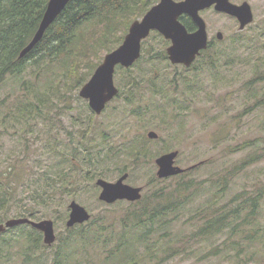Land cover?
I'll return each instance as SVG.
<instances>
[{"label":"trees","instance_id":"trees-1","mask_svg":"<svg viewBox=\"0 0 264 264\" xmlns=\"http://www.w3.org/2000/svg\"><path fill=\"white\" fill-rule=\"evenodd\" d=\"M157 1L71 0L34 49L20 57L36 33L49 0H0V89L14 80L24 91L12 109L17 113L16 120L22 123L17 133L24 150L26 146L30 149L32 121L51 117L57 98L64 96L65 91L78 90L102 61L97 50L106 48L110 42L112 45L106 52L117 47L131 21ZM148 38L143 41L142 54L136 63L130 68L118 66L117 72L120 69L131 75L130 71L144 60ZM159 51L155 48L149 51L151 58H147V64L169 60ZM177 74L178 80L188 79L184 72ZM134 85H138L137 78L127 76L123 89L127 108L116 114V121L103 130H95L94 117L89 120L94 114L85 110L84 118L74 121V125L84 124L82 129L70 131L69 138L54 135L53 124L46 131L48 137L44 138V133L34 136L44 142V152L49 155L37 162L40 168L35 173L11 168L17 172L14 178L0 174V222L9 217L8 207L14 204L15 185L20 179L32 203L24 216L33 219L50 216L65 222L69 200L80 195L96 176L103 177L115 170L132 175L144 161L154 159L155 154L144 153L142 146L150 150L156 140H137L138 134L126 132L129 118L139 119L144 127L161 126L165 130L176 123L175 114L186 104L172 88L158 90L150 84L153 87L150 99L148 93L135 90ZM192 88L193 85L185 83L183 91L189 94ZM144 118L148 124L142 121ZM118 125L121 142L108 145L109 135H116ZM86 136H95L96 141L87 142L80 149L76 144ZM261 158L264 152L204 180L188 177L195 168L164 179L153 175L140 200L113 204L100 201V212L92 214L86 223L71 228L65 225L51 246L44 243L43 233L29 224L9 228L0 237V264H166L187 255L197 258V242L217 239L228 229L239 226V220H248L257 212L264 189L251 194L243 190L228 202L223 201L234 178ZM132 163L136 168L130 167ZM195 198L203 199V204L193 206ZM189 208H193L192 212L184 213Z\"/></svg>","mask_w":264,"mask_h":264},{"label":"rangeland","instance_id":"rangeland-1","mask_svg":"<svg viewBox=\"0 0 264 264\" xmlns=\"http://www.w3.org/2000/svg\"><path fill=\"white\" fill-rule=\"evenodd\" d=\"M250 2L254 6L256 16L250 27L240 33L236 32L238 26L235 25L233 19L232 21L219 14L215 9L203 10V14L201 12L213 32L221 29L227 36L232 38L239 35V38L223 41L217 47L220 55L213 54L209 58L199 57L192 66L197 67V70L192 67V69H184L181 65L172 64L170 60L166 63L161 60L147 64V58H151L149 51L153 48L167 55V41L163 34L158 33L148 38L149 43L147 52L145 45L144 60L130 71L131 75L124 70L116 71L115 81L122 94L114 98L101 114H96L89 106V101L80 96L81 87L76 91H65L64 96L57 98L58 103L54 106L51 117L32 121L34 131L28 136L30 149L26 146L24 150L23 142L17 133V128L22 123L16 120L17 113L12 110L16 106L18 97L24 94V91L18 82L11 80L0 89V151L3 159L2 163L0 162V166L2 165L0 174L14 178L17 172L12 171L11 168H18L22 173L25 170L30 173L37 172L40 168L37 162L44 161L49 154L44 152V142L41 139H34V136L44 133V138L48 137L46 131L51 124H53L54 135L58 138H69L70 131L82 129L84 124L74 125V121L78 117L84 118L85 110L94 112V116H90L89 120L94 117V128L97 132L114 123L115 115L127 108L123 93L127 76L136 77L138 85H134L135 90L148 93L150 99H152L151 92L153 91L150 84H153L158 90L172 88V92H179V96L184 98L186 104V107L178 114L173 113L177 115L176 123L165 130L161 126L144 127L141 122H138L139 119L136 121L133 117L129 118L130 127L126 129V132L131 135L138 134L137 140L149 138L148 133L151 130L156 131L159 137L152 139L156 142L149 146L150 150H147L146 145L142 146L144 153L150 156L155 154V157L152 161H144L138 167L140 169L135 170L132 175L128 172L130 174L128 183L143 186L146 192L148 182L153 175H156L158 169L155 159L173 150H179L176 164L182 167H190L203 161L188 176L199 180L217 177L226 168H232L250 156L263 153L264 0H250ZM138 18L133 19L131 23ZM130 24H125V26L128 25V30ZM111 45L110 42L107 47ZM107 47L97 50L103 58L107 53ZM97 58L98 56L94 57V60L96 61ZM178 71L179 73L184 72L188 79L178 80ZM185 83L193 85L189 94L183 91ZM144 119L140 120L147 123V119ZM121 133L118 125L116 135L113 137L109 135L108 145L120 144ZM91 141H96L95 136L92 138L86 136L83 142L76 145L83 149L84 144ZM75 164L83 168L79 162L75 161ZM130 167L136 168L134 163ZM123 173L116 170L110 171L103 178L116 181ZM99 177L96 176L80 195L72 197L68 205L72 200H77L92 214L100 212L102 210L99 199L101 188L96 185ZM15 186H17V193L14 196V204L8 207V218L24 217L23 212L32 205L24 192L22 179ZM263 189L264 158H261L248 165L234 178L232 189L223 202H228L243 190L256 193ZM202 204L203 199L195 198L193 206ZM124 206L127 204L125 203ZM191 210L193 208L187 209L184 213L190 214ZM45 218L54 219L57 234L64 230L67 219L65 222L57 221L55 217L50 216L41 219ZM198 219L200 218L197 217ZM239 222V226L233 230L228 229L217 239L197 242V258L187 255L177 257L166 264H264V195L257 212L248 220H239ZM199 223L200 221H197V226ZM215 252L218 254L215 255Z\"/></svg>","mask_w":264,"mask_h":264},{"label":"water","instance_id":"water-1","mask_svg":"<svg viewBox=\"0 0 264 264\" xmlns=\"http://www.w3.org/2000/svg\"><path fill=\"white\" fill-rule=\"evenodd\" d=\"M71 0H49L40 25L31 41L22 50L20 57H24L42 40L46 30L53 24L64 11ZM216 5L217 11L228 12L239 17L241 29L254 19L251 7L247 3L239 6L230 0H160L154 4L142 18L134 20L125 35L123 42L112 51L105 54L102 62L97 66L90 79L81 87L80 96L89 101L94 112L100 114L118 93L119 88L115 83L117 66L130 68L141 56L142 42L151 31L157 30L172 44L167 48L169 60L172 64H183L190 67L202 49L207 48V28L205 19L200 10ZM183 14L191 16L199 29L189 32L179 17ZM222 37V34L219 33ZM148 136L152 139L159 134L151 130ZM179 150L163 153L155 159L158 166L156 175L158 178H168L194 168L203 161L184 168L176 164ZM129 173H123L116 181H109L103 177L96 180V185L101 188L99 199L112 204L118 200L138 201L142 198L143 187L135 186L127 182ZM69 217L66 225L71 228L77 224H83L91 218L90 211L77 200L69 203ZM29 224L43 232L45 244L51 246L56 242L57 233L55 222L51 218L34 220L30 217L9 218L0 222V237L9 228L18 225Z\"/></svg>","mask_w":264,"mask_h":264},{"label":"flooded vegetation","instance_id":"flooded-vegetation-1","mask_svg":"<svg viewBox=\"0 0 264 264\" xmlns=\"http://www.w3.org/2000/svg\"><path fill=\"white\" fill-rule=\"evenodd\" d=\"M160 0H158L156 3H158ZM176 2H179V1H183V0H174ZM231 3L235 4V5H243L245 3H247L248 6L251 7V11L253 13V17L255 19V16H256V12H255V9H254V6L253 4L250 2V0H230ZM155 3V4H156ZM154 5V4H153ZM152 5V6H153ZM215 4L214 5H211V7H208V8H205V9H202L200 10V14L202 12L203 14V10H208V9H215ZM259 6V5H257ZM264 6V5H263ZM216 10V9H215ZM217 11V10H216ZM219 14H222L223 16L229 18V19H233L234 22H235V25L238 26V30L236 31L237 33H240L241 31L247 29L250 27V25L253 23H249L245 26L244 29L241 30L240 26H241V21L239 20V17H237L236 15H232L228 12H223V11H217ZM201 14V16H202ZM203 17V16H202ZM180 21L186 26V28L188 29L189 32H195L196 30L199 29V25L196 24L193 20V18L191 16H189L188 14H183L179 17ZM232 20V21H233ZM206 22V20H205ZM206 28H207V48L205 49H202V51L200 52V55L197 56V59H199V57H204L206 56L207 58L211 57L213 54L215 55H220V52L217 51V47L223 43V41H227V40H233L234 38L238 37L237 35H235L234 37H229L227 35H225V33L221 30V29H217L216 31H212L210 29V27H208V24L206 22ZM152 32H155V33H159L158 31H152ZM219 33L222 34V37L219 36ZM166 41H167V47H166V50L167 48L172 44V40L171 39H167L165 38ZM196 59V60H197ZM181 65V64H180ZM183 66V65H181ZM184 67V66H183ZM187 68V67H186ZM191 68V67H189ZM119 95V94H118ZM117 95V96H118Z\"/></svg>","mask_w":264,"mask_h":264}]
</instances>
